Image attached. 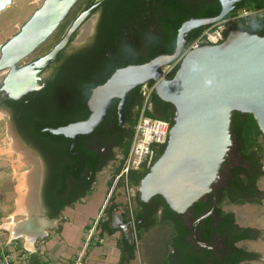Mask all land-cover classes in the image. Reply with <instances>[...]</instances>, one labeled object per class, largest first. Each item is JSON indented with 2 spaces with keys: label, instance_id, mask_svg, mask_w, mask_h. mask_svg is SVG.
I'll list each match as a JSON object with an SVG mask.
<instances>
[{
  "label": "flooded vegetation",
  "instance_id": "flooded-vegetation-1",
  "mask_svg": "<svg viewBox=\"0 0 264 264\" xmlns=\"http://www.w3.org/2000/svg\"><path fill=\"white\" fill-rule=\"evenodd\" d=\"M219 6L221 9L219 0H77L46 40L52 41L50 46L38 51L42 43L17 64L19 67L34 65L73 24H77L53 58L32 68L35 89L13 98L1 89L0 84V111L4 112L12 135L26 152L29 180L33 185V212L37 218L43 221L60 215L58 207L71 206L90 187H87L88 181L95 180L98 174L116 170L124 157L122 150L129 135V121L138 109L133 105L138 96L129 94L122 123L119 122L118 99L115 98L99 126L89 134L79 135L73 145V139L53 134L48 128L83 119L86 109L88 116L87 99L94 86L102 83L116 68L149 60L159 53L172 52L178 29L184 21L196 17L194 14L198 12L216 10ZM190 35L191 32L186 45ZM112 105L116 106V116ZM148 108L162 112L159 105L149 104ZM162 149L157 146V154ZM240 166L251 171L248 164L242 163L235 143L222 167L221 176L214 184L215 205L214 195L209 193V198L207 195L203 198L211 201L206 211L195 215L192 205L187 213H177L188 233L178 247L169 251V264H180L185 259L191 264H224L226 258L236 256L234 245L239 241L233 245L232 238L221 236L214 228L224 221L217 209L219 191L229 188L228 175L234 180L231 169H236L237 177L240 176L237 170ZM260 170L264 171V167L261 166ZM233 185L237 191L241 190L237 181ZM262 193L259 189L256 196ZM247 198L251 199L250 196ZM151 203L143 218H139L136 224L133 219L135 230L152 219V215L146 219ZM160 213L161 210H157V214ZM114 223L117 221H112L109 216V225Z\"/></svg>",
  "mask_w": 264,
  "mask_h": 264
},
{
  "label": "water",
  "instance_id": "water-1",
  "mask_svg": "<svg viewBox=\"0 0 264 264\" xmlns=\"http://www.w3.org/2000/svg\"><path fill=\"white\" fill-rule=\"evenodd\" d=\"M76 1L41 0L18 30L0 43V84L9 96L18 98L35 89L32 68L53 58L77 24L34 65L17 64L54 33ZM239 1L219 0L221 9L217 15L184 21L172 52L116 68L91 89L86 118L48 130L73 139V145L79 135L89 134L99 126L115 98L122 123L130 91L153 81L155 94L174 108L173 122L164 148L132 194L138 193L147 204L152 197L161 195L178 214L187 213L209 193L214 195L215 205L214 184L236 143L232 129L235 112L251 113L264 135V34L232 28L217 44H204L184 54L183 51L192 30L221 20ZM12 2L0 0V11ZM177 59L172 77L163 75L164 67ZM194 65L202 70L193 71ZM207 80L212 83L206 85ZM111 213L112 221H117L111 227L120 229L124 238L134 244L132 222L125 221L120 213Z\"/></svg>",
  "mask_w": 264,
  "mask_h": 264
},
{
  "label": "trees",
  "instance_id": "trees-1",
  "mask_svg": "<svg viewBox=\"0 0 264 264\" xmlns=\"http://www.w3.org/2000/svg\"><path fill=\"white\" fill-rule=\"evenodd\" d=\"M264 7V0H241L236 4L235 9L240 8H262ZM220 12V6L216 10H203L201 12H198L197 14H194L196 17H202V16H214L217 15ZM208 26V25H207ZM63 27V25H62ZM61 27V28H62ZM206 26H202L199 28H196L191 31L190 40L194 39ZM232 28H244V29H251L254 32H258L261 34H264V23L260 20L258 16L252 17L249 19L247 24H240L239 22H232L229 23L227 26V29L225 31V35L227 32ZM178 63L172 68V70L167 74L168 77H172L174 71L177 68ZM107 76L101 81L103 82ZM153 81H149L148 85L151 86ZM131 94L136 93L138 96V99L136 102L133 103V105H137L138 109L135 114V116L129 121V135L126 140V143L123 146V154L124 157L128 153V150L130 148V144L134 135V128L135 124L137 122V118L139 116V109L140 106L143 104L144 101V95L141 91V86H136L133 88L130 92ZM89 95V92L86 93V96ZM149 104L159 105L162 112H159L158 110L146 108L145 114L157 117L163 120H167L169 124H172L173 122V116H174V108L171 103L167 101L161 100L154 92V90H151L149 93L148 98ZM116 106L112 105V111L117 115L116 113ZM87 109L85 114L81 118H86L87 116ZM233 134L236 138V151H238L242 156V163L248 164L251 168V173L249 172V168L246 166H240L237 167V170L240 171V176L237 177L235 171L236 169H231V173L234 176V180L230 178V175L227 176V182L229 184V188H222L221 191H219L218 194V204L217 209L220 214V216L224 219L221 226L215 227L217 231H219L221 236H224L226 238H232L231 243L242 241V240H251L255 239L256 235L258 233V229L254 227H244L240 226L236 223L235 215L232 211H224L220 204L223 201H227L229 203H235V204H242L245 203L249 198L255 199L256 193L259 191V188L257 186V181L261 175L264 174V171L260 170L262 164L260 162V145L258 144L259 137H262L264 139V135L261 132L260 128L257 125L256 120L254 119L253 115L251 113H243V112H235L233 117ZM50 134L49 132H46ZM51 135V134H50ZM165 145L162 147L164 148ZM160 154V153H159ZM123 159L120 161L119 166L116 168V170L113 173V178L115 175H117L122 167ZM257 157L259 160H257ZM149 171V168H139L135 170H130L127 175L128 185L134 189L137 188L139 185L140 180L143 178V176ZM112 178V180H113ZM122 177L120 179V182L123 181ZM112 180L109 181V185H111ZM237 181L238 187H241V190H236V187H234L233 183ZM91 182L88 181V185H90ZM89 190V187L86 188V190L81 193V195H85ZM209 198L210 195H207ZM133 200L135 203V207L133 209V219L134 223L136 224L138 222L139 218H143L146 211L148 204L143 202L138 193L133 194ZM151 210L149 211L147 218H150L152 215V219H150L148 224H145V226H139L136 228V238L137 240L142 239V231L146 232L155 225L159 223H167L170 226L171 230V236L169 238V250L162 256L154 257L153 259L156 261L155 264H169V251H171L172 248L178 247V244L184 240L186 234L188 233L187 226L184 225L183 221L178 218L177 213L174 212L168 204L165 202L163 197L161 195H156L152 197L151 199ZM211 204V201L208 200H199L195 202V204L192 206L194 207V214H200L201 212H204L209 208ZM117 208V204L111 203L108 204L106 207V212L108 215L111 214L113 210ZM64 209L63 205H60L58 207V213H61V210ZM157 210H161V213L158 215ZM126 212L122 214V216L129 221L130 220V214L129 209L126 207ZM116 231V229L112 228L109 225V217L103 219L100 222V229L99 234L107 233L112 234ZM118 245L120 248V259L117 264H130V262L135 259L136 257V246L134 244H130L123 235H121ZM234 245V244H233ZM234 253L236 256L234 258H226L224 261V264H241L244 261L253 260L257 258V253L248 250L242 246L234 245ZM164 254V253H163ZM161 257V258H160ZM157 258V259H156ZM159 258V260H158ZM162 259V260H161ZM191 261L189 259L181 260L180 264H191Z\"/></svg>",
  "mask_w": 264,
  "mask_h": 264
},
{
  "label": "crops",
  "instance_id": "crops-1",
  "mask_svg": "<svg viewBox=\"0 0 264 264\" xmlns=\"http://www.w3.org/2000/svg\"><path fill=\"white\" fill-rule=\"evenodd\" d=\"M25 153L12 135L6 116H0V214L4 217L3 228L5 229V235H2V238L9 236L16 240L18 244L15 247L7 246L15 253L22 246L31 251L30 258L23 264H66L80 249L83 241L80 233L73 236L72 226L66 213L74 208L77 200L86 202V194L93 189L98 177L91 182L88 192L80 195L71 206L65 207L60 215L41 221L33 212L34 200L31 195L33 185L29 180V167L25 163L19 165L18 158L25 157ZM104 174L99 175L104 176ZM115 184L113 178L111 185L115 186ZM108 204L104 206L105 213H107ZM103 219H99V225ZM91 223V219L84 223L82 232H85ZM116 231L112 234H101L103 241H95L89 246L84 264H117L119 262L121 252L118 241L120 238H117ZM262 231L264 232V228ZM133 261L134 259L130 264Z\"/></svg>",
  "mask_w": 264,
  "mask_h": 264
},
{
  "label": "rangeland",
  "instance_id": "rangeland-1",
  "mask_svg": "<svg viewBox=\"0 0 264 264\" xmlns=\"http://www.w3.org/2000/svg\"><path fill=\"white\" fill-rule=\"evenodd\" d=\"M40 1L13 0L5 10L0 12V43L4 42L15 32L24 19L34 11ZM51 42V40L44 42L38 51L48 48ZM152 88L150 87L149 89ZM4 115V112L0 111V116ZM258 144L260 145V162L264 167V139L262 137H259ZM18 159L20 161L19 165L23 163L27 164V160H25L26 156H20ZM113 173L112 171L107 172L104 176L98 174L96 176L98 179L93 189L86 194V202L77 200L74 208L67 211L66 214L72 226L73 236L80 233L84 240L85 232H82V227L90 219L92 222L109 216L112 219V213L108 215L104 212V206L108 204V201L109 204H117V208L113 211L121 215L126 212L125 210L128 206L134 209L135 203L133 195H129L130 186H126L124 181L120 182V180L115 186L109 185V181L113 178ZM257 186L261 191H264V174L259 177ZM220 207L224 211H232L235 213V219L240 226L259 227L257 228L258 233L255 239L242 240L237 245L257 253L256 259L244 261L241 264H264V232L262 231L264 228V194L257 195L255 199H249L242 204L223 201ZM134 233L136 259H134L132 264H155L154 257L158 255L165 257L164 255L169 250L168 242L172 234L169 224L159 223L146 232L142 231L143 237L140 240L136 238V230H134ZM121 235L122 231L118 229L116 231L117 238H120Z\"/></svg>",
  "mask_w": 264,
  "mask_h": 264
},
{
  "label": "built area",
  "instance_id": "built-area-1",
  "mask_svg": "<svg viewBox=\"0 0 264 264\" xmlns=\"http://www.w3.org/2000/svg\"><path fill=\"white\" fill-rule=\"evenodd\" d=\"M255 16H258L264 23V7L233 9L221 20L211 24L209 27H204L194 39L187 43L183 54L190 49L197 48L204 44H217L223 41L226 36L225 31L229 23L239 22L241 25L247 24L249 19ZM178 62L179 59L169 64L167 67H164L163 75L167 76V74ZM147 85L148 82L141 85L144 101L139 109V116L135 124L134 135L130 144V148L124 157L119 173L114 177L115 183L124 177L123 181L126 186H129L127 175L130 170H135L142 167H151V165L159 156V154H157V146H163L166 144L171 126L167 120L145 114V109L149 107L148 98L150 91L154 89V82L152 83L153 86ZM150 87L153 88L149 89ZM129 193V195H133L132 188H130ZM127 208L129 209L130 221L133 222V209L129 206ZM3 218L4 217L0 214V264H23L30 258L31 251L23 246L17 253L7 248L8 245H13L15 247L18 243L9 236L2 238V235H5V229L3 228ZM99 229L100 225L98 219L93 221L85 230V237L82 241L80 249L71 259H69V261H67L66 264H84L89 246L95 241H103V238L99 234Z\"/></svg>",
  "mask_w": 264,
  "mask_h": 264
},
{
  "label": "clouds",
  "instance_id": "clouds-1",
  "mask_svg": "<svg viewBox=\"0 0 264 264\" xmlns=\"http://www.w3.org/2000/svg\"><path fill=\"white\" fill-rule=\"evenodd\" d=\"M201 70H202V68L200 66H197V65L193 66V71H201ZM205 83H206V85H210L212 83V81L207 80V81H205Z\"/></svg>",
  "mask_w": 264,
  "mask_h": 264
}]
</instances>
